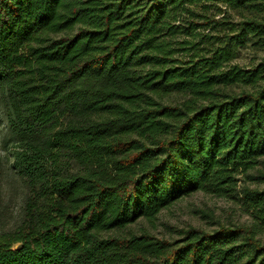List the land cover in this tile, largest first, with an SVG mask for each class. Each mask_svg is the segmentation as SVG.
<instances>
[{"label": "trees", "instance_id": "trees-1", "mask_svg": "<svg viewBox=\"0 0 264 264\" xmlns=\"http://www.w3.org/2000/svg\"><path fill=\"white\" fill-rule=\"evenodd\" d=\"M0 110V264H264V0H0ZM196 193L250 225L130 230Z\"/></svg>", "mask_w": 264, "mask_h": 264}, {"label": "rangeland", "instance_id": "rangeland-1", "mask_svg": "<svg viewBox=\"0 0 264 264\" xmlns=\"http://www.w3.org/2000/svg\"><path fill=\"white\" fill-rule=\"evenodd\" d=\"M221 16H215L220 19ZM235 20V15H232ZM259 55L252 49L240 51L232 64L248 67ZM10 136L0 110V158L9 156ZM6 168V167H5ZM25 191L21 180L3 168L0 176V233L13 229L22 219ZM250 225L251 220L235 202L203 193H196L160 212L153 220L141 219L130 227L132 232H148L158 238L177 239L179 231L189 226L211 231L217 224ZM264 242V234L259 236Z\"/></svg>", "mask_w": 264, "mask_h": 264}]
</instances>
